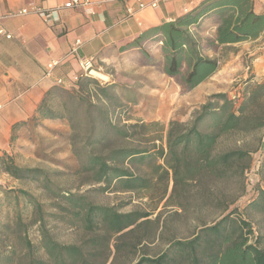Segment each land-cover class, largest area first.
<instances>
[{"label":"trees","instance_id":"1","mask_svg":"<svg viewBox=\"0 0 264 264\" xmlns=\"http://www.w3.org/2000/svg\"><path fill=\"white\" fill-rule=\"evenodd\" d=\"M253 5L252 0H204L188 14L146 31L142 37L157 35L162 38L163 52L168 63L167 74L178 75L182 64L187 63L189 72L185 83L194 88L215 75L223 60L220 57L202 56L200 44L191 28L199 26L205 18L217 15L221 20L217 30V46L228 50L232 48L228 45L256 40L264 33V15L256 14ZM92 83L95 84L92 89L94 96L104 100L112 99V86L101 87L90 77H85L77 83L78 89L55 86L42 101L38 114L42 120L67 119L73 124L80 108L85 107L91 124L87 140H91L92 128L96 127L93 126L91 109L99 110L98 117L102 118L103 130L94 143L108 152L104 155L89 153L86 169L93 173V180L107 186L116 183L122 189L143 192L152 190L165 180L166 184L159 196L160 203L166 200L165 207L185 209L186 205L181 201L186 202L193 195L192 190H195L197 197L194 203L197 209H200L197 207L200 205L198 202H202L201 205L207 203L220 213L211 223L197 219L201 223L191 238L173 240L161 254L156 257L143 255L137 264H264V236L255 237L252 242L254 232L251 223L241 217L238 207L231 208L236 199L222 206L223 202L217 196L219 183L234 184L240 191L245 188L244 175L251 168V151L242 139L243 136L254 135L264 129V82L253 86L239 101L231 99L228 94L211 95L190 124H170L166 152L160 148L156 153L143 149H109V133L124 137L128 135L123 128L112 126L107 112L101 107L84 103L81 93ZM60 95L65 98L58 106L62 111L57 113L52 109V103ZM153 159L162 162L154 167L161 173L154 182L121 168L126 161L143 163ZM263 166L264 160L261 159L258 171ZM0 171L18 181L31 180L39 173L17 166L7 154L0 157ZM169 180L173 181L170 194ZM246 186L250 190L255 188V185ZM47 188L53 196L69 206L63 211L69 214L70 224L79 227L90 237L79 245L57 243L46 231L42 205L20 191L18 194L30 199L38 213L35 222L40 225L42 248L49 258V261L37 259L29 251L27 264H107L113 249L115 256L110 264H116L121 252H135L147 241L143 237L135 243L127 239L143 227L157 224L149 219L150 213L122 214L113 207L95 205L83 196L64 194L53 188V185L49 184ZM262 199L264 192L258 194L249 206L256 208ZM112 240H115L114 244H111ZM101 258L102 262L98 263Z\"/></svg>","mask_w":264,"mask_h":264},{"label":"rangeland","instance_id":"2","mask_svg":"<svg viewBox=\"0 0 264 264\" xmlns=\"http://www.w3.org/2000/svg\"><path fill=\"white\" fill-rule=\"evenodd\" d=\"M197 41L202 56L220 57L223 60L215 78L203 86L206 93L199 98L185 83L189 72L188 64L183 63L180 73L170 76L167 74L168 63L164 52H156L154 47L147 48L137 56L134 53V58L125 64L104 69L96 66V71L107 75L109 81L94 76L90 78L101 87L112 86V99L104 100L94 96L92 89L95 84L92 83L81 93L85 99L84 103L101 107L107 112L112 126L123 128L128 135L124 137L109 133L107 137L110 150L143 149L156 153L158 149L164 148L166 152L171 123L190 124L196 112L213 94H228L231 99L236 98L239 101L253 86L264 82V78L261 79V75H264V56L260 59L264 50H258L255 45H251L232 47L216 53L211 40L206 39L203 43L199 38ZM215 53L218 56H215ZM77 85L72 84L78 89ZM73 87L71 89H74ZM209 91L214 93L207 95ZM64 98L60 95L52 103L55 112L62 111L58 106ZM86 109L80 108L73 124L67 119H58L57 123L44 125L33 120V128L26 134L27 141L20 142L22 144L16 147V153L9 155L17 166L37 170L39 173L35 178L24 181L15 180L4 172L0 173V264H27L29 251L33 252L35 258L49 261L42 248L40 225L35 222L39 217L38 213L30 199L18 194L20 191L27 193L42 205L46 231L57 243L79 245L90 237L79 227L70 224L69 214L63 211L69 206L51 194L47 188L49 184L64 194L83 196L95 205L113 207L122 214L150 213L149 219L157 224L143 227L127 239L128 242L135 243L143 237L147 241L135 252H121L116 264H137L143 255L156 257L171 241L191 238L201 223L197 219L211 223L220 215L218 209L207 203L201 205L202 202H198L200 205L197 207L200 209H197L194 203L197 197L195 190H192L193 195L187 198L186 202L181 201L186 205L185 209L177 206L165 207L166 200L159 202L165 180L161 185L146 192L128 191L116 183L107 186L105 183L95 182L93 173L86 169L89 153L104 155L108 150L94 143L100 138L103 130L98 109H91L93 126L96 127L92 128L91 140H87L91 133V124ZM242 140L251 151L249 167L252 168L257 161L264 160V129L254 135L243 136ZM158 163L162 164L156 159L143 163L126 161L121 168L154 182L161 174L154 168ZM250 178L255 185L253 190L246 186L249 178L245 172L244 190L240 191L234 184L219 183L217 196L223 202L222 206L227 205L231 199H236L231 208L238 207L241 217L251 223L254 232L251 241L254 242L255 237L264 236V199L260 200L256 208L249 205L258 194L264 192V166L256 173L254 171ZM172 188L173 181L169 180V194ZM65 216L67 218L63 220ZM114 243L115 240H112L111 244ZM114 256L113 249L107 264L113 261ZM102 259L98 260V263H101Z\"/></svg>","mask_w":264,"mask_h":264},{"label":"crops","instance_id":"3","mask_svg":"<svg viewBox=\"0 0 264 264\" xmlns=\"http://www.w3.org/2000/svg\"><path fill=\"white\" fill-rule=\"evenodd\" d=\"M70 1L0 0V31L4 33L0 36V157L16 153V147L33 128V120L43 125L58 122L39 119L38 109L47 93L57 86V79L65 80L61 85L65 89L74 86L71 77L79 73L76 56L95 57L96 65L104 69L130 62L134 53L137 56L147 48L163 52L162 38H143L142 34L188 14L204 0H142L144 9H140L138 0H79L89 1V5L65 8ZM252 1L254 12L264 15V0ZM153 3L158 7L153 9ZM24 9L30 12L21 14ZM34 9L56 11L53 22L33 13ZM220 21L219 16L212 15L191 28L197 40H211L216 53L224 50L216 43ZM77 40L81 45L74 56L71 53ZM251 45L264 50V33L256 40L228 46ZM51 61H60L61 65L46 78V66ZM215 76L192 88V93L201 97L206 93L203 86Z\"/></svg>","mask_w":264,"mask_h":264},{"label":"built area","instance_id":"4","mask_svg":"<svg viewBox=\"0 0 264 264\" xmlns=\"http://www.w3.org/2000/svg\"><path fill=\"white\" fill-rule=\"evenodd\" d=\"M138 1L140 3V9L146 8V5L142 2V0H138ZM186 1H190V0H186ZM88 5H89V1L80 2L79 0H71L70 2H68L65 5V8L84 7V6H88ZM151 7L153 9H155L158 7V5H157V3H153L151 5ZM29 12L30 11L28 9H24L21 11V14H28ZM32 12L39 15L45 21L50 22V23L53 22V16H54V14H56V11H41V10H37V9H34ZM129 12H131V11H129ZM3 34H4L3 31H0V36ZM80 45H81V41L77 40L73 49H72L71 55L76 56L78 54ZM76 59H77V63H78L79 73L75 74L73 77H71L72 84H77L80 81V79H82V78L92 77L93 76L92 72L97 70L95 57L76 56ZM60 65H61L60 61H51L46 66V71H45L44 76L46 78L52 77L53 72ZM56 84L58 86L64 85L65 80L61 79V78L57 79ZM257 162H256V164H254V166L252 168H250L249 171H246V177L249 178V179H247V184L250 186L254 185L253 180L250 178V176L253 174L254 171H255V173L258 171L259 162L258 163Z\"/></svg>","mask_w":264,"mask_h":264},{"label":"bare ground","instance_id":"5","mask_svg":"<svg viewBox=\"0 0 264 264\" xmlns=\"http://www.w3.org/2000/svg\"><path fill=\"white\" fill-rule=\"evenodd\" d=\"M92 75L100 80H103V81H109V78L107 75L101 73V72H98V71H93L92 72Z\"/></svg>","mask_w":264,"mask_h":264}]
</instances>
